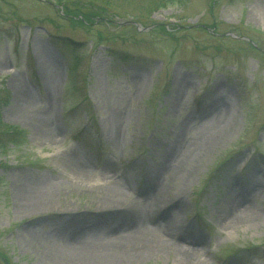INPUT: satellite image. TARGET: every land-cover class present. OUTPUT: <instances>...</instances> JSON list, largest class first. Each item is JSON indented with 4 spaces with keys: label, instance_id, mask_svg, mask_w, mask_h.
Returning a JSON list of instances; mask_svg holds the SVG:
<instances>
[{
    "label": "rangeland",
    "instance_id": "obj_1",
    "mask_svg": "<svg viewBox=\"0 0 264 264\" xmlns=\"http://www.w3.org/2000/svg\"><path fill=\"white\" fill-rule=\"evenodd\" d=\"M87 1L0 0L1 118L25 135L0 150V249L11 264H77L59 239L129 221L137 202L165 247L127 264H264V0H185L153 14L113 1L95 24L73 25L65 5L83 13ZM182 130L211 138L155 186ZM110 186L123 195L112 206ZM42 189L51 197L33 195ZM102 236L85 243L94 251ZM187 238L202 250H185Z\"/></svg>",
    "mask_w": 264,
    "mask_h": 264
},
{
    "label": "bare ground",
    "instance_id": "obj_2",
    "mask_svg": "<svg viewBox=\"0 0 264 264\" xmlns=\"http://www.w3.org/2000/svg\"><path fill=\"white\" fill-rule=\"evenodd\" d=\"M26 100L27 98L23 94L22 102L24 103H22L23 106L21 108L24 112L27 110H31V104ZM206 109V113L204 114L205 117L208 111L211 110L210 108L207 109L208 111ZM218 113L214 115L215 120L213 122V126L206 127L207 129L214 128L212 130L214 133H217L225 123L222 116H220V113L219 115H217ZM42 119L43 117H40L39 115L31 117V120H35L37 123L40 122L39 124H37V128H39V130H41V125L44 123L42 122ZM183 134H185V130H182V139H179L177 143L172 145L170 149L171 152L166 154L164 161L160 164V168L156 173L157 179L155 180V186L162 182V178H166V181L168 177L175 175V172H177L178 169L183 168V165L187 164L196 155L200 154V149L202 148V146H206L211 138L210 135H203L206 134L203 133L202 135L199 134L198 137L189 141L186 140L185 137H183ZM82 170H79V172H81ZM82 173H86V171H82ZM168 181H170V178L168 179ZM164 182H162V184H164ZM50 194L51 193L47 190L42 189L37 193H34L33 195L35 197H40V199L46 200L48 199V197H51ZM122 196L123 195L118 192L116 188L110 186L106 193L105 202L111 205L113 202H119V197ZM246 201L247 200L244 199L243 202L232 207L227 213V218L233 221L237 217L238 213L243 212L244 210L246 211L248 209V205L245 203ZM134 203V207L132 205V208L128 213L129 216L126 219L129 221L120 222L118 225L108 226V228H106L107 226L92 227L90 225L85 228L88 230L85 232L81 231L78 233H65L66 235L61 237L59 240L66 237L68 241L64 245L60 244V248L66 247L67 245L74 247L72 252H67L68 254H66L65 257L68 260L76 262L77 264H127L133 263L134 261L140 259H144L145 257H148L151 252L153 253V251L165 247L164 243L160 242L159 240L158 235H160V230L149 227V225L143 220L141 206L137 202ZM133 217L134 220H132ZM101 234L104 235L105 238L92 241L95 242V250L93 251L92 249H90V244H87L88 242L85 243L86 240H88L87 237H91L92 239L95 236H97V238L103 237ZM82 238H84L85 241L79 243V240ZM72 239H77V241L71 243L70 240ZM186 241H188L189 244H186V246L184 245L187 248L185 250H202L200 248H196L197 245H203L198 240L195 241L187 238ZM93 244L94 243H92V245ZM113 246H118L120 247V249H105ZM97 248L103 251H98ZM67 250L70 251L69 249ZM59 252L61 254L64 253L60 249Z\"/></svg>",
    "mask_w": 264,
    "mask_h": 264
},
{
    "label": "trees",
    "instance_id": "obj_3",
    "mask_svg": "<svg viewBox=\"0 0 264 264\" xmlns=\"http://www.w3.org/2000/svg\"><path fill=\"white\" fill-rule=\"evenodd\" d=\"M113 1H116L117 3H120L122 5H127L129 7L134 6L135 8L138 9V12L141 14H145V12L146 14H153L156 11L167 8L170 5L185 3L184 2L185 0H88L86 3L89 2L90 5L89 9L91 10L87 12L83 11L82 13V11H79L78 8L72 10V8L66 7L65 5V13L66 16L69 18L68 21L72 22L73 25L74 23H79L82 26L86 24L91 25L96 23V18L98 19L105 17L104 14H106V8L110 6ZM96 3H101L100 7L97 8L98 11L92 10L94 9V7H91ZM215 4L216 3L214 2L213 6ZM107 17L114 18L112 17V15H108ZM116 17L119 16L116 15ZM211 27L215 28V25ZM154 30L161 31L166 34H169L171 33V31H173V29L171 30L165 25H161V24L156 25ZM174 30L176 29L174 28ZM8 96L9 93L7 90L0 89V150L3 151L7 150L10 144H12L13 146H17L25 140L24 132L21 129L14 126H9L2 122L1 108L8 103ZM0 264H11L8 255L4 253L2 249H0Z\"/></svg>",
    "mask_w": 264,
    "mask_h": 264
}]
</instances>
